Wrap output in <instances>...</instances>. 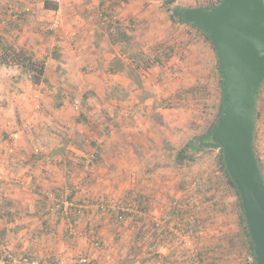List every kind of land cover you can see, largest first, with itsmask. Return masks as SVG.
I'll return each mask as SVG.
<instances>
[{
  "label": "crops",
  "instance_id": "obj_1",
  "mask_svg": "<svg viewBox=\"0 0 264 264\" xmlns=\"http://www.w3.org/2000/svg\"><path fill=\"white\" fill-rule=\"evenodd\" d=\"M49 1L52 0H0V57L7 47L29 54L45 65L43 82L35 85L22 68L0 64V98L8 107L7 112L0 113L4 116L0 119V253L8 250L15 256L59 264L70 262L75 248V252L93 257L94 264L106 263L108 253L116 255L118 261H123H119L121 264L131 259L133 264H165L151 258L144 244L149 237L146 228L137 229L136 225L141 224L132 219L121 225L114 222V217L83 211L77 217L82 218L80 222L73 225L51 212L63 188L72 185L69 178L74 177L89 155L94 158L93 190L100 187L102 191L108 184L105 178L109 177L115 188L137 183L145 190L139 198L149 206L151 219L167 213L173 204L190 200L193 205L192 198L185 194L194 176L192 167L196 165L191 160L195 153L190 150L186 153L189 158L180 163L165 159L169 153L164 140L178 147L176 141H182L184 135L179 128L186 124L174 121L170 128L157 127L156 122L149 121L151 118L134 114L138 112L136 103L131 105V112L119 110L118 114L114 110L111 115L100 114L110 103H122L117 98L109 101V88L117 86V80L119 87L129 84L120 77L121 71L110 65L117 61L132 65L126 63L121 50L142 37L145 44L152 13H157L158 8H154L152 0H128L124 10L110 0H62L57 10L63 26L60 31H53L51 23L56 10L46 6ZM108 17L115 19L110 22ZM116 27L129 40H121L114 33ZM38 90L44 91L41 99L35 96ZM74 93L83 101L79 116L70 109ZM38 103L43 105L40 117L36 111ZM57 109L63 113L57 114ZM125 112L129 114L124 115ZM28 123L37 129L35 133L22 132ZM77 124L82 135L67 131V138L63 131L76 129ZM12 133L18 137L14 147L8 139ZM61 133L65 134L63 144L57 138ZM11 147L14 152L9 151ZM201 152L210 154L211 168L221 169L218 150ZM184 163L187 168L182 173L183 169L175 166ZM223 182L227 179L223 178ZM204 184L207 186V182ZM88 194L82 192L76 199ZM97 195L95 202L103 203L104 198ZM92 234L101 239L100 250L89 245L88 236ZM131 234L135 236L133 241ZM162 249L168 254L163 258L170 264L184 260L180 252L169 251L164 245Z\"/></svg>",
  "mask_w": 264,
  "mask_h": 264
},
{
  "label": "rangeland",
  "instance_id": "obj_2",
  "mask_svg": "<svg viewBox=\"0 0 264 264\" xmlns=\"http://www.w3.org/2000/svg\"><path fill=\"white\" fill-rule=\"evenodd\" d=\"M53 1L55 0H52L51 3L54 4ZM110 1H115V5L120 9H127L128 0ZM152 1L154 8H158V12L152 13V26L150 34L146 36L147 41H144L145 44L141 42L143 37L140 40H132L127 44L126 49L123 48L125 50H121L126 63L132 65L128 66L122 61L110 65L121 71L119 75L122 79H125L126 82L129 81L126 86L119 87L117 80L115 82L117 86L109 88L107 92L109 101L117 98L122 103L116 105L110 103L111 106L102 108L100 114L111 115L114 110L118 111V114H120L119 110L131 112V110L133 111L131 105L136 103L138 112H134V114L151 118L149 121L156 122L157 127L162 125L164 128H170L174 121L186 124L179 128L180 133L184 135L182 141H176L178 147H175L170 140H164L165 150L169 153L165 158L166 160L168 158L167 162L180 163L177 159L178 151L184 149L196 137L207 133L214 123L220 110L221 92L220 78L217 74L218 58L213 45L198 30L173 23L170 20V9L177 6L187 9L206 8L210 5L211 0ZM168 1H174V3L166 5ZM63 5L62 3V7ZM113 17H108L107 20L112 22L115 19ZM52 23L51 28L53 29ZM62 26L61 20V27L58 30L53 29V31H60ZM118 28L114 29L115 34ZM148 29L146 30L148 31ZM128 70H133L134 73L132 74ZM127 72L130 74L127 75ZM109 79L110 77L108 81ZM33 84L35 83L33 82ZM42 94L44 91L38 90L35 96L41 99ZM75 101L82 103L80 110H76ZM70 102V109L79 116L83 110L81 97L74 93ZM1 111L7 112L8 107L3 105V100L0 98V113ZM36 111L40 112L38 113L39 117L43 114L42 103L37 104ZM56 111L57 114L63 113L62 109ZM128 112H125L124 115H128ZM258 112L260 115L257 123L256 149L264 166V87L258 102ZM3 118L0 116V119ZM25 128L22 131L24 134H32L37 130L34 127L30 131ZM74 128L63 131L67 138H70L67 131H72L79 137L82 135L78 124L76 129ZM13 134L16 133L8 135V139L10 142L12 141L11 145L14 147L18 137L12 140ZM64 137V133L57 137L61 140V144L64 143ZM79 137L75 140L77 144L80 140ZM72 141L73 138L70 142ZM9 151H13V148L11 147ZM188 152L191 151L187 150L186 153ZM192 153L195 154L191 161L195 163L196 167H192L194 176L188 183L190 185H188L185 196L192 198L193 205H190V200L185 201L184 204L182 202L178 205L173 204V208L167 213L159 218L152 216L154 219H151L148 215L149 206L139 198V195L145 190L140 188L137 183H125L123 186L115 188L111 186L109 177L105 178L108 184L104 189L102 188V191L100 187L93 190L91 181L94 172L91 169L94 158L89 155L74 177L69 178V183L71 182L72 185L63 188L59 197L60 201H64V203L72 202L73 206L67 215H63L61 212L56 215H60L68 224L73 225L80 222L82 218L78 219L77 217H81L84 214L83 211H94L93 213L96 215L114 217V222L121 225H125V220L132 219V221L141 224L136 225L137 229L146 228L144 231L149 237L147 241H144V244L147 246V252L152 255L151 258L156 262L163 260L165 264H170L163 258L168 257V254L163 253L162 246L164 245L169 251L180 252V256L184 257L182 264H254V259L249 255L242 232L240 209L235 192L227 182L224 184L225 176H223L220 167L211 168L209 165L212 159L209 157L210 154L206 156L207 153L201 151H192ZM175 167L183 169L182 173L187 168L185 163ZM205 182H207V186H205ZM82 192L85 194L90 192L91 195L80 196L81 200H77L76 197ZM96 193L101 194L100 198H104L103 203L95 202L99 198ZM67 204L69 203H66L65 206ZM141 222H145V224L143 225ZM134 238L135 236L131 234V241ZM88 240L90 241L89 245L95 249L100 250L103 247L101 239L95 234L88 236ZM35 261L52 264L51 260V262L37 259ZM68 261L70 262H59V264H94L93 257L85 256L78 250L75 252V248H72ZM104 261L106 262L104 264H121L120 262H123L121 260L119 262L116 255L111 253L106 254ZM133 263L135 261L131 259L127 264ZM181 263L176 261L175 264Z\"/></svg>",
  "mask_w": 264,
  "mask_h": 264
},
{
  "label": "water",
  "instance_id": "obj_3",
  "mask_svg": "<svg viewBox=\"0 0 264 264\" xmlns=\"http://www.w3.org/2000/svg\"><path fill=\"white\" fill-rule=\"evenodd\" d=\"M187 23L209 38L223 81V111L212 140L242 202L255 261L264 264V174L256 149L258 102L264 87V0H223L191 8Z\"/></svg>",
  "mask_w": 264,
  "mask_h": 264
},
{
  "label": "trees",
  "instance_id": "obj_4",
  "mask_svg": "<svg viewBox=\"0 0 264 264\" xmlns=\"http://www.w3.org/2000/svg\"><path fill=\"white\" fill-rule=\"evenodd\" d=\"M223 0H211L210 5L206 8H212L215 7L217 5H219ZM174 1H168V4H173ZM46 6L48 8H53L54 10L58 9V4L56 3H51L50 1L46 3ZM189 10L187 8H183V7H175L174 9H170L171 15H170V20L175 23V24H182L184 26L190 27V28H194L196 30H198L201 34H203V36L210 42L209 38L205 35V33L203 31H201L198 27L189 24L186 22V20L184 19V13ZM120 36H121V40H129L128 36L122 32V31H118L117 32ZM211 44V42H210ZM0 64L2 65H6V66H18L20 68L23 69V73H25V75H28L30 77V79L36 84L39 85L43 82L44 79V73H45V65L43 62L41 61H37L34 60L32 56H30L29 54L27 55L26 53L23 52H17L16 50L12 49V48H3L2 51V55L0 57ZM217 74L218 77L220 78V92H221V98H220V110L219 113L217 114V117L214 121V123L212 124V126L210 127V129L208 130L207 133L200 135L198 137H196L193 141L189 142L185 148L180 151L177 159L179 162L181 161H185L187 158L186 156V152L187 150H194V151H201V150H218L220 153L219 156V163L221 166V170L225 175V178L227 179L228 184L230 185V187L233 189V191L235 192L236 196H237V200H238V206H239V215H240V219H241V226L243 227V234L245 237V241H246V245H247V249L249 252V255L252 259L255 258V251H254V244L250 238V234H249V230H248V226H247V222L245 219V216L243 215V206H242V202L240 199V195L239 192L233 182V180L231 179L229 173L226 170V165L224 162V157H223V151L221 149V147L216 144L213 140H212V136L213 133L216 129V127L218 126L219 123V119L222 115V111H223V98H222V91H223V81L220 75V69H219V63L217 65ZM260 113L258 112V118H259ZM257 136V135H256ZM257 141V138H256ZM259 158V157H258ZM259 162L261 165V169L263 171L264 174V166L262 165V162L259 158ZM254 264H257L255 259L253 261Z\"/></svg>",
  "mask_w": 264,
  "mask_h": 264
},
{
  "label": "built area",
  "instance_id": "obj_5",
  "mask_svg": "<svg viewBox=\"0 0 264 264\" xmlns=\"http://www.w3.org/2000/svg\"><path fill=\"white\" fill-rule=\"evenodd\" d=\"M56 4H59L61 2V0H55L54 1ZM52 27L54 30H58L61 27V19H60V15L58 10L55 11V16H54V20L52 23ZM82 106V103L80 101H75V108L76 110H80ZM38 109V107H37ZM26 130H29L33 128V126L31 124H27L25 126ZM17 137L16 134L12 135V140H15ZM0 182H1V177H0ZM58 203H56L55 208L51 211L52 213L56 214H60V212L63 215H67L68 212L70 211L71 207L73 206L72 202H66L69 203L65 206L66 203H64V201H60V199H58L57 201ZM64 203V204H63ZM72 203V204H70ZM0 264H44V263H40L38 261H35L34 259H32L31 257H27V256H15L12 255L10 253V251L8 250H4L2 253H0ZM54 264V263H52Z\"/></svg>",
  "mask_w": 264,
  "mask_h": 264
}]
</instances>
